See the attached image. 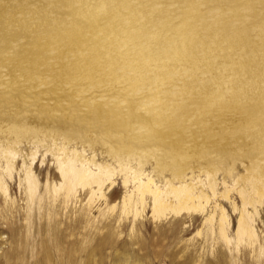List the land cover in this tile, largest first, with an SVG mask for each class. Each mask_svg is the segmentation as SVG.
<instances>
[{"label":"bare ground","instance_id":"bare-ground-1","mask_svg":"<svg viewBox=\"0 0 264 264\" xmlns=\"http://www.w3.org/2000/svg\"><path fill=\"white\" fill-rule=\"evenodd\" d=\"M72 1L34 0L25 41L13 51L0 43V108L48 101L61 110L54 121L74 119L80 133L73 136L82 142L80 129L91 127L95 136L85 141L102 144L116 159L123 191L112 203L115 212L98 209L94 214L96 194L107 204L116 193L113 168L94 153L86 156L84 148L70 147L73 136L64 134L68 140L54 156L58 181L39 184L31 166L21 162L17 186L24 205L3 214L13 220L6 222L10 247L3 249L0 264H105L104 250L114 245V234L125 223L129 243L146 249L159 237L186 232L197 220L201 227L195 233L201 238L197 243L184 240L179 263L197 262L191 260L194 253L201 257L197 264H225L226 255L232 261L257 260L264 246L255 222L264 211V0H130L136 12L131 26L125 24L119 80L111 85L91 81L102 78L96 50L80 30L88 24L84 20L91 0ZM124 1L101 5L111 14ZM43 3L53 10L62 3L71 23L47 20ZM199 92L219 103L225 96V106L233 98L250 113L237 123L225 111V131L218 134L225 153L212 147L215 132L201 130L202 149L194 155L198 133L192 128L204 106L191 96ZM25 133L20 129L16 135ZM232 140L238 141L243 158L240 172L226 161ZM16 152L15 142L0 149L5 201H12L6 177H11ZM148 157L155 162L156 177L144 169ZM232 188L235 196L229 195ZM225 201L236 214L234 221ZM147 212L156 239L141 236ZM166 219L167 224H156ZM178 251H167V263L176 261ZM118 253L114 264H146L126 246ZM204 253L213 257L201 261ZM144 254L159 258L163 252L151 248Z\"/></svg>","mask_w":264,"mask_h":264},{"label":"rangeland","instance_id":"rangeland-1","mask_svg":"<svg viewBox=\"0 0 264 264\" xmlns=\"http://www.w3.org/2000/svg\"><path fill=\"white\" fill-rule=\"evenodd\" d=\"M105 0H91L89 5L88 18L84 21L88 23L85 27L80 28V30L85 34L86 42L90 47L96 50V64L99 65L102 72V78L91 79L93 82H110L116 83L119 79V64L120 59L119 50L120 46L124 43L125 37V24H130L131 19L134 17L136 12L135 5L130 0H125L114 12L108 14L109 12L104 11L103 5ZM76 0L72 3L76 4ZM74 4V5H75ZM57 8L50 9L48 3L41 4V12L46 14L47 20L58 21L60 24H70V17L63 13V4L56 3ZM100 6H102L100 8ZM34 0H27L26 3H19L17 0H0V43L7 47L10 51H13L16 48V43L25 41L30 32L31 20L27 16L31 14V10L34 12ZM99 7V8H97ZM98 9V10H97ZM21 15V18L15 17V15ZM115 24V29H112V25ZM253 31V30H252ZM10 46V47H9ZM5 50V48H3ZM81 55L85 54L86 47L80 49ZM90 82V81H89ZM215 99V98H214ZM210 99L205 96L202 92L195 93L191 96V101L195 103H202L204 108L202 109V116L199 122L193 126L192 129H195L196 137V147L194 155L198 156L200 154V149L198 146L201 145L202 136L199 134L204 131L208 133L217 134V142L214 143L212 147H219L225 153V141L220 137V133L225 131V111L228 112L233 122L238 120L242 121L245 118L250 116V113L238 107L235 99L229 98L225 106V96L222 98V102H217V100ZM53 104L46 101L43 104H18L11 106L10 108H0V149L6 147L10 142L16 143V155H15V166L12 168L11 177H6V182L8 184V191L12 197V201H5V198L0 194V258L2 257L1 253L3 249L10 247V242L7 239V233L5 232L6 222L13 220H5L3 215L5 212L15 213L19 208H22L24 205L23 195L20 192L17 186L18 176L22 175L23 168L20 167L23 160V166L30 165L33 173L37 177L39 184L43 183L46 179L48 182L58 181L59 174L56 168V163L54 160L55 153L59 152L58 148L65 144L68 140L64 134L67 136H73L79 132V127L76 125L73 118L70 119H61V121L53 120V115L59 110ZM240 123V122H237ZM231 124V122H230ZM25 129L26 133L20 137H17V130ZM84 133L83 142L78 136H73L69 139L70 147H75L76 149L81 150L84 148V153L86 156L94 153L97 160L103 163H107L110 167L113 168V177H114V187L117 189L116 193L110 198L107 204H103L101 196L96 194L93 198V208L92 212L96 214L98 209L107 210L108 212H115L117 210V204L112 206V203L118 201L120 194L123 191L122 187V173L118 171V165L116 159L110 157L106 154L104 146L100 143H94L92 146H89L88 141L94 138V130L91 127L84 126L80 129ZM206 149H211L210 147H205ZM226 153L229 156L226 161L227 163L233 164L235 171L240 172L243 170L242 156L240 149L238 147V141L232 140L226 145ZM1 162L3 163V159ZM200 161L201 158L198 157ZM245 162V161H244ZM225 163V164H227ZM131 165L135 166L134 160L131 161ZM205 163H202L200 166H204ZM228 166V165H225ZM16 167V168H15ZM198 167V166H197ZM145 171H148L152 174L153 177H156L158 171L156 170L155 162L153 158L148 157L144 163ZM222 176V173L217 171V179L219 180ZM231 177L226 176L225 179L228 183L231 184ZM220 186V185H219ZM110 188H106L105 192L109 191ZM229 195L235 196V190L230 189ZM225 206L228 211L229 217H233V221L236 218V214H233L232 209L228 206V203L225 201ZM101 207V208H98ZM262 210V209H261ZM264 210V207H263ZM147 212V216L144 218V225L141 226V236L143 239H156L155 234H151L155 222L152 221ZM8 217V216H6ZM197 220L193 223L186 232H179L175 236H169L167 238L159 237L157 244L149 243L147 250L149 249H160L162 248L163 255L161 257H154L151 255H146L145 248L139 247L137 243L130 244L129 238L127 236V223L124 227L118 228V232L121 230L119 235L114 234L116 242L113 246L107 247L104 250L103 257L105 264H114L116 263L117 254L122 250L124 246L130 249L131 252L136 254H141L143 256V261L147 264L148 261H156V264H169L165 260L168 258L166 254L167 251L173 249H179L175 254L176 261L170 264H181L178 262L182 258V254L186 249L183 248L182 244L186 238H190L191 242H198L201 238V235H197L195 231L201 227V224ZM167 219L156 224H167ZM256 227L261 236V241L264 245V211H261V216L256 218ZM234 227V226H233ZM122 234V235H121ZM162 243V246H161ZM191 244H189L190 247ZM204 253L203 260L205 258H212L213 253L210 254ZM122 256V254H121ZM165 258V259H164ZM197 262L192 264H197L198 259L200 260L197 254L191 255V260L196 259ZM255 258H250V260H243V257H239L237 260L232 261L229 258V255L225 256V264H264V246L262 252L259 256ZM158 259V260H157ZM132 262H124V264H131Z\"/></svg>","mask_w":264,"mask_h":264}]
</instances>
